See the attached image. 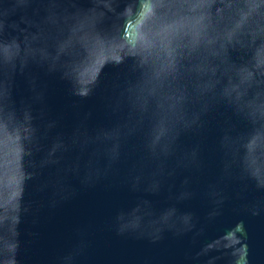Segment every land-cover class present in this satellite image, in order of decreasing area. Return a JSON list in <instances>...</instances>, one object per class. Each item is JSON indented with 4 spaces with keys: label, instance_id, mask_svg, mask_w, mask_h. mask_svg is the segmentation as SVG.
Wrapping results in <instances>:
<instances>
[{
    "label": "water",
    "instance_id": "1",
    "mask_svg": "<svg viewBox=\"0 0 264 264\" xmlns=\"http://www.w3.org/2000/svg\"><path fill=\"white\" fill-rule=\"evenodd\" d=\"M0 264H264V0H0Z\"/></svg>",
    "mask_w": 264,
    "mask_h": 264
}]
</instances>
